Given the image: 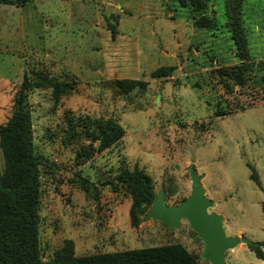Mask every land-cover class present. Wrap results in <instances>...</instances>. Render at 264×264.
<instances>
[{"label":"rangeland","instance_id":"1","mask_svg":"<svg viewBox=\"0 0 264 264\" xmlns=\"http://www.w3.org/2000/svg\"><path fill=\"white\" fill-rule=\"evenodd\" d=\"M237 1L209 0L205 13L214 27L197 24V12L175 0L0 4V126L25 76L35 83L29 102L35 146L44 158L43 260L72 240L76 255L180 243L201 264H211L187 219L171 229L140 215L139 226H132V194L122 185L112 188L123 164L144 167L169 205L191 194L194 165L215 202L209 211L224 216L226 234L264 241V83L230 89L216 74L240 63L239 41L251 60L264 62V0ZM84 4L92 7L84 12ZM96 8L98 33L84 28ZM165 65L174 67L170 75H152ZM63 84L70 86L60 94ZM220 108L225 115H217ZM108 118L120 122L124 134L101 149L92 137L101 135L97 120ZM4 168L0 138V176ZM225 258L264 264L244 242Z\"/></svg>","mask_w":264,"mask_h":264},{"label":"trees","instance_id":"2","mask_svg":"<svg viewBox=\"0 0 264 264\" xmlns=\"http://www.w3.org/2000/svg\"><path fill=\"white\" fill-rule=\"evenodd\" d=\"M26 1L28 0H0V4H24ZM175 1L197 12L196 22L200 26H215L214 19L205 13L209 0ZM225 1L228 5L238 2ZM235 21L238 22L239 19L235 17ZM238 46L240 63L216 68V74L220 76L225 87L233 89L232 84L242 86L251 81L255 84L264 83V62L251 60L243 41H239ZM173 69V66H161L155 69L152 75L168 76ZM46 79L45 83L55 86L54 78ZM34 86L35 83L25 76L21 88L15 95L12 114L8 121L0 126L1 144L5 155V168L0 176V264H201L198 257L180 243L123 252L76 255L73 241L68 240L61 249L55 251L52 258L42 259L41 165L44 158L37 152L34 142L32 109L29 102V90ZM68 86L70 85L63 84L58 93H66ZM225 114L224 109H218V116ZM97 121L101 134L99 139L101 149L111 146L123 136L124 129L117 120L108 118ZM73 124L74 121L71 119L69 125ZM72 128L70 130H73ZM91 149H94L92 143ZM91 156L92 153L85 158ZM77 159L80 161L83 157L79 155ZM122 166L116 181L112 183V188L117 191L122 185L132 194L131 224L137 228L140 223L139 216H145L158 192L155 191L153 179L144 167L138 164L132 169L126 164ZM251 178L261 184L257 173L253 172ZM109 182L104 184L109 185ZM249 246L258 258L264 259V241Z\"/></svg>","mask_w":264,"mask_h":264},{"label":"water","instance_id":"3","mask_svg":"<svg viewBox=\"0 0 264 264\" xmlns=\"http://www.w3.org/2000/svg\"><path fill=\"white\" fill-rule=\"evenodd\" d=\"M97 139L100 136H94L92 141ZM190 174L192 191L188 197L177 205H169L164 190H160L145 217L160 220L171 229L179 227L182 219H187L204 243L201 257L209 260L211 264H228L225 258L228 249L242 242L249 245L255 242L245 236L226 234L224 216L217 211H209L215 202L206 196L201 176L194 165L190 166Z\"/></svg>","mask_w":264,"mask_h":264},{"label":"crops","instance_id":"4","mask_svg":"<svg viewBox=\"0 0 264 264\" xmlns=\"http://www.w3.org/2000/svg\"><path fill=\"white\" fill-rule=\"evenodd\" d=\"M92 2V1H91ZM86 4H88V3H90V1H88V2H85ZM86 4H84L83 6H81V10H85L84 12H86L88 9H90L91 7H92V5H86ZM91 4V3H90ZM87 6V7H86ZM95 6V5H94ZM96 7V6H95ZM114 8V7H113ZM117 10H116V9ZM114 9L116 10V11H118V12H120L119 10H122L123 11V8H119L118 6L117 7H115ZM119 9V10H118ZM121 11V12H122ZM123 12H126V11H123ZM98 13H100V11L96 8V13H94V16H92V19H91V21H90V24H88L86 27H84V28H87V27H89V28H91L95 33H98L99 31H98V29H99V27H98V25H99V23H93V21H94V19H98ZM113 13V12H112ZM117 18V17H116ZM94 25V26H93ZM240 234H241V232H240ZM243 243V242H242Z\"/></svg>","mask_w":264,"mask_h":264}]
</instances>
